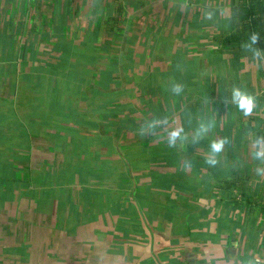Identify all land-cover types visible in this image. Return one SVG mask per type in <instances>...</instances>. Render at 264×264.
Masks as SVG:
<instances>
[{"label":"crops","instance_id":"obj_1","mask_svg":"<svg viewBox=\"0 0 264 264\" xmlns=\"http://www.w3.org/2000/svg\"><path fill=\"white\" fill-rule=\"evenodd\" d=\"M112 1L48 28L43 0H0V264H264L222 187L264 137L231 102L264 91V57L218 42L233 0H123L100 38Z\"/></svg>","mask_w":264,"mask_h":264},{"label":"trees","instance_id":"obj_2","mask_svg":"<svg viewBox=\"0 0 264 264\" xmlns=\"http://www.w3.org/2000/svg\"><path fill=\"white\" fill-rule=\"evenodd\" d=\"M43 1L47 2V7L41 15L42 25H47L50 28L56 16L63 20L64 15H67L68 6H71L73 14L77 18L81 8L87 4L88 0ZM111 3L113 6L110 5L106 9L100 10L108 11V13H97V9L94 11L93 18L96 19L97 14V23H104L97 32L99 37L103 34V27L112 37L122 30L120 25L125 19V4L123 5V0H113ZM96 7L99 9L97 5ZM230 9L232 11L231 30L220 37L218 41L220 46L231 52H255L264 57V0H233ZM72 10H69V13H72ZM61 11L66 13L63 14ZM46 34L51 36L48 32ZM256 100L260 108L261 105L264 106V92L257 96ZM263 173V167L233 173L222 187L229 192V195L237 201L240 207L243 206L248 212H253L260 217L264 229V180L261 178Z\"/></svg>","mask_w":264,"mask_h":264},{"label":"clouds","instance_id":"obj_3","mask_svg":"<svg viewBox=\"0 0 264 264\" xmlns=\"http://www.w3.org/2000/svg\"><path fill=\"white\" fill-rule=\"evenodd\" d=\"M176 90H179V86H177ZM231 102L236 105L238 110L242 112L244 116H249L253 113L256 106V98L248 93L246 90L240 87H233L231 90ZM208 126H201V131L206 132L208 130ZM180 136V130L172 131L170 134V142L175 141L177 137ZM225 141L221 140L218 142H213L210 145L211 153L213 154V158L208 160L209 164H215L216 160L214 158V154L221 151L223 148ZM253 146L255 147L254 156L257 160H264V137H257L253 141Z\"/></svg>","mask_w":264,"mask_h":264},{"label":"rangeland","instance_id":"obj_4","mask_svg":"<svg viewBox=\"0 0 264 264\" xmlns=\"http://www.w3.org/2000/svg\"><path fill=\"white\" fill-rule=\"evenodd\" d=\"M17 2V1H16ZM44 4H47V2H43ZM186 3L188 4L189 3V1H186ZM190 4V3H189ZM155 13H157V11L155 12ZM264 91H262L261 93H263ZM260 93V94H261ZM259 94V95H260ZM261 109L263 110V117H264V106H262L261 105ZM257 163V165H255V168H258V167H263V172H264V160H259V161H257L256 162ZM261 178L264 180V173H263V175H261Z\"/></svg>","mask_w":264,"mask_h":264}]
</instances>
